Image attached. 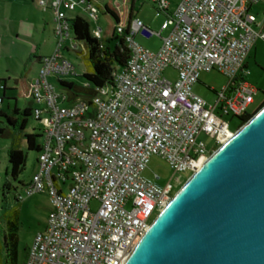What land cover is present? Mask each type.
I'll list each match as a JSON object with an SVG mask.
<instances>
[{
    "label": "built area",
    "instance_id": "2783aa9c",
    "mask_svg": "<svg viewBox=\"0 0 264 264\" xmlns=\"http://www.w3.org/2000/svg\"><path fill=\"white\" fill-rule=\"evenodd\" d=\"M140 1L155 4L160 32L139 19L127 33L118 26L129 50L125 67L110 84L93 87V96L70 101L50 82L75 74L63 56L77 49L67 12L78 7L97 25L101 11L91 0H38L53 13L55 45L31 83V116L41 125L37 172L14 199L44 194L54 208L25 264H125L173 198L171 183L144 177L150 158L161 157L174 174L192 175L241 127L232 130L225 117L241 119L254 104L246 62L255 42L264 41V18L251 9L264 0H181L174 10L167 0ZM97 32L101 37L103 29ZM138 35H157L161 45L145 48ZM212 71L228 82L220 91L209 88L216 96L209 104L193 87Z\"/></svg>",
    "mask_w": 264,
    "mask_h": 264
},
{
    "label": "water",
    "instance_id": "95a60500",
    "mask_svg": "<svg viewBox=\"0 0 264 264\" xmlns=\"http://www.w3.org/2000/svg\"><path fill=\"white\" fill-rule=\"evenodd\" d=\"M125 264H264V106L188 178Z\"/></svg>",
    "mask_w": 264,
    "mask_h": 264
},
{
    "label": "rangeland",
    "instance_id": "374dc122",
    "mask_svg": "<svg viewBox=\"0 0 264 264\" xmlns=\"http://www.w3.org/2000/svg\"><path fill=\"white\" fill-rule=\"evenodd\" d=\"M77 1V0H71ZM107 0H96L98 5H102ZM113 2L115 7H119L121 0H108ZM168 1V0H167ZM176 2V0H172ZM142 1H137L135 11L133 13V19H140L144 25L149 28L154 33L160 32V27L162 23L161 18L155 17V11L150 3H141ZM171 2V1H170ZM3 4V3H2ZM1 4V5H2ZM8 5H12L11 15L15 21L20 19H28L31 23L36 22L37 19H43L45 16V10L38 6V0H13L9 1ZM176 8V4L172 3L171 10ZM264 10V3H261L251 9V11L261 18L262 11ZM68 16L71 14H77L76 16L83 17L88 25L90 34L94 37L99 38L100 34L97 32V27L103 29V31H108V24L112 25L113 21L111 18L100 14L97 25L93 23L87 15L81 11L80 8H76L74 12H67ZM47 15V14H46ZM257 17V18H258ZM50 21V20H49ZM30 23V24H31ZM16 24V23H15ZM48 24L47 33H43L41 29L40 35L37 36L41 41L40 43V53L42 55H47L50 53L51 49L55 44V38L50 35L49 31L51 29V24ZM6 28V29H5ZM53 28V27H52ZM4 36V45L1 47L0 51V80H6L9 87H16L20 93L21 97L18 100V106L23 109L27 106V100L23 97V88L21 84H15L14 80L19 76L23 75L27 77L28 81H33L35 79V73L38 71V64L34 57H31L32 45L31 43L23 38L17 37L15 30H13L12 24L9 21L5 22V26L0 24V36ZM135 41L152 51H157L161 45V40L157 35H152L148 37H143L138 35L135 37ZM77 49L63 50V56L69 60V62L74 67L75 74L62 76L60 79L55 77L50 78V82L57 88L58 91H63L59 80L73 82L77 86L85 87L87 85L86 81L82 77V74L86 71V65L84 58L79 54L80 51L85 53V47L82 42H77ZM258 54L256 58V63L252 57L249 58V71L248 82H250L256 89L257 94L254 97V104H252L248 111L249 113L255 112L259 106L264 102V70L260 67L264 65V44L260 43L258 48ZM164 75L172 80L175 79V73L171 70H167ZM227 79L216 71L209 73L203 72L199 76V82L194 85L193 90L196 94L205 99L209 104H213L216 100L215 94L209 89L212 88L215 91H220L225 85H227ZM5 101L1 106L3 112L9 114L13 104ZM225 120L229 122L232 130H235L241 123L240 119L232 118L231 116L225 117ZM36 132L41 133V125L39 122L34 120L32 116L28 117V123L23 131V134ZM20 148L26 153V164L25 169L19 176L17 180H13L8 177L14 191H10L5 199L2 195V186L5 182V175L9 171L8 164V150L11 145V140L3 138L0 136V226L4 230L5 224L2 219V212L5 209L18 208L20 211V234H19V248H18V260L16 264L24 263V250L26 247L30 246L34 236L44 229L45 223L48 219L49 210L54 208V203L47 195H34L32 197L24 198L20 204L14 201V196L16 190L22 192L23 185L27 184L32 178L33 174L37 172V157L38 152L27 151L24 143V138H20ZM41 143V137H40ZM209 148L213 147V142H208ZM144 177L151 179L162 186L168 183L173 185L172 197L180 190V188L185 184L188 178L191 176L188 172L174 174L170 166L165 160L159 156H152L148 162L147 168L143 173ZM158 177V179L155 178ZM180 178L181 181L178 183L176 179ZM92 208L96 210L98 208V203L94 202Z\"/></svg>",
    "mask_w": 264,
    "mask_h": 264
},
{
    "label": "trees",
    "instance_id": "16d2710c",
    "mask_svg": "<svg viewBox=\"0 0 264 264\" xmlns=\"http://www.w3.org/2000/svg\"><path fill=\"white\" fill-rule=\"evenodd\" d=\"M101 14L111 18L112 25L108 24V31H103L100 38L94 37L90 34L89 25L87 21L81 17L76 16L72 19V31L74 39L77 42H82L85 47V53L80 51V55L84 58L86 71L82 77L87 85L84 87L77 86L73 82L60 81V85L68 93V100H75L78 97L89 98L95 94L93 87H102L110 84L113 80V74L117 69L125 67L129 58V50L125 45L123 37L116 33L118 26L123 27L124 32L127 33L131 23H123L121 21L120 13L110 4L106 2L104 6H99ZM18 84L22 85L23 97L28 101L27 106L23 109L17 107L16 103L22 96L17 88H6L3 86L1 100L2 104L7 101L13 104L11 113L7 114L1 110L0 106V136L11 140V145L8 150V164L9 171L5 175V182L2 186V195L5 199L10 191H14V187L9 181L8 177L17 180L25 169L26 153L20 148V138H24V143L27 151H40V137L41 135L32 132L23 134L27 123L28 117L31 116L33 111V97L31 84L27 82L26 78L19 79ZM8 104V105H9ZM264 102L259 108L251 113H247L241 120V126L247 123L254 114H256L262 107ZM21 201L16 200L20 204ZM2 219L5 224L7 237H5V246L0 239V264H2V252H7L5 262L6 264H16L18 259L19 248V233H20V213L18 208H13L9 211L4 210ZM1 234V231H0Z\"/></svg>",
    "mask_w": 264,
    "mask_h": 264
},
{
    "label": "crops",
    "instance_id": "0c3cea01",
    "mask_svg": "<svg viewBox=\"0 0 264 264\" xmlns=\"http://www.w3.org/2000/svg\"><path fill=\"white\" fill-rule=\"evenodd\" d=\"M9 1H13V0H1L0 1V24H1V26L3 27V26H5V22H7V21H9L10 22V24H12V27H13V30H15V34H16V36L17 37H23V38H25V39H27L31 44L30 45H32V53H31V57H34L35 58V61L37 62V64H38V66H39V60L41 59V57H44V56H48V55H50L52 52H53V49H54V46H53V48L51 49V51H50V53L49 54H47V55H42L41 53H40V43H41V41L38 39V41H37V36H39L40 35V30L39 29H41L42 31H43V33L45 34V33H47V30H48V24L47 23H49V24H51V29H50V31H49V33H50V35L51 36H53L54 37V32H53V29H54V24H53V13H52V11L50 10V9H48V10H45V16L43 17V19H37V21L36 22H33V23H31L27 18L26 19H20V20H18V21H15V19L14 18H12V15H11V7H12V5L10 6V5H8L9 4ZM18 1H22V0H18ZM91 1H94L96 4H97V2H96V0H91ZM137 1H139V0H121V2H120V5H119V7L117 8V7H115V5L113 4V2L111 1L110 2V4L120 13V16H121V21L123 22V23H131L133 20H135V19H133V13H134V11H135V8H136V4H137ZM171 1V2H170ZM181 0H176V2H174V1H172V0H168V3H169V7H170V9H171V6H172V3H175L176 4V6L179 4V2H180ZM106 2H108V0L106 1ZM105 2V3H106ZM3 3V4H2ZM104 3V4H105ZM141 3H147V2H141ZM148 3H150L151 5H152V7H153V9H154V11H155V4L154 3H152V2H148ZM264 3V2H263ZM2 4V5H1ZM104 4H102V5H98V6H104ZM261 4V3H260ZM259 5V4H258ZM255 7V6H254ZM47 14V15H46ZM76 15L77 14H70L69 15V18H71V19H73L74 17H76ZM256 15V14H255ZM262 16H261V18H264V10L262 11V14H261ZM257 16V15H256ZM258 17V16H257ZM259 18V17H258ZM261 18H259V19H261ZM50 20V21H49ZM140 20V19H139ZM16 23V24H15ZM31 23V24H30ZM53 27V28H52ZM6 29V28H5ZM164 34H165V32H164ZM41 36H39V38H40ZM4 36H0V49H1V47L4 45V42H3V40H4ZM55 41V40H54ZM260 43H263L264 44V41H262V40H258V41H256L255 42V44H254V46H253V48H252V50H251V52H250V55H249V58H250V56L252 55V57H253V59H254V61H255V63H256V58H257V54H258V48H259V44ZM55 45V44H54ZM1 51V50H0ZM249 58H248V60H249ZM247 60V62H246V66H247V68L249 67V61ZM261 66V68H262V70H264V65H262V64H260ZM249 69V68H248ZM38 70H39V68H38ZM37 73H38V71L35 73V78L37 77ZM251 74V73H250ZM23 77H25L26 78V80H27V77L26 76H23V75H21V76H19L17 79H15L14 80V82H15V84H17L18 85V80L19 79H21V78H23ZM35 80V79H34ZM33 80V81H34ZM33 81H28L27 80V82L28 83H32ZM250 83V82H249ZM251 84V83H250ZM0 85L1 86H5L6 88H12V87H9L8 85H7V83H6V80H0ZM252 85V84H251ZM13 88H16V87H13ZM12 88V89H13ZM2 95V89H0V96ZM16 105H17V107L19 108V106H18V102L16 103ZM8 106H10V104L8 105ZM33 108L35 107V104L33 103ZM5 113V112H4ZM40 195H42V194H40ZM14 201L16 202V200L14 199ZM15 208V207H14ZM17 208V207H16ZM11 209H13V208H11ZM11 209H5L4 208V210H7V211H9V210H11ZM3 210V211H4ZM51 210V209H50ZM50 210H49V212H50ZM3 213V212H2ZM19 213H20V211H19ZM45 228H46V223H45V226H44V229L43 230H45ZM42 230V231H43ZM0 231H1V234H0V239H1V241H2V244L5 246V237H7V232H6V228L3 230L2 228H1V226H0ZM20 234V233H19ZM29 247L30 246H28V247H26L25 248V250H24V254H25V258H24V263L23 264H25V262H26V258H27V253H28V249H29ZM6 255H7V252H6V249H5V251H3L2 252V255H1V259H2V264H6L7 262H5V257H6ZM18 260V259H17Z\"/></svg>",
    "mask_w": 264,
    "mask_h": 264
}]
</instances>
